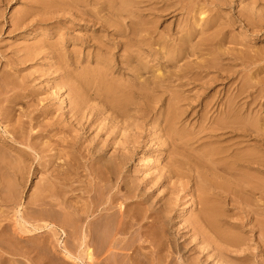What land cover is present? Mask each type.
Instances as JSON below:
<instances>
[{
  "label": "bare ground",
  "instance_id": "bare-ground-1",
  "mask_svg": "<svg viewBox=\"0 0 264 264\" xmlns=\"http://www.w3.org/2000/svg\"><path fill=\"white\" fill-rule=\"evenodd\" d=\"M246 1H28L36 25L53 27L70 14L101 35L83 39L86 49L97 50L83 62L78 54L84 47L81 40L80 51L38 40L13 50L10 57L0 52L10 68L0 72V125L12 143L27 145L44 158L48 169L44 183H38L25 204L24 216L16 221L20 231L0 224V264L7 261L3 254L26 258L30 264H258L256 254L250 256L252 239L247 233L264 234V46L258 47L264 37V0ZM224 11L229 13L223 16ZM27 15L19 13L12 25L29 26ZM170 18H175L177 29L165 38L157 27ZM236 25L247 31L234 33ZM41 55L55 60V73L62 72L49 86L67 93L56 117L51 105L38 110L41 104L38 100L34 105L31 95L23 102L26 110L16 109L40 78L22 73ZM167 55L173 59L166 61ZM185 56L202 59L193 57L178 67L179 57ZM157 64L169 70L155 75ZM73 65H83L82 77L70 74ZM48 70H41V76ZM113 73L121 78L111 77ZM59 78L60 84L55 82ZM166 96L167 106L155 119ZM38 111L50 119L36 122ZM196 118L194 131H189ZM150 122L156 133L147 136ZM96 123L104 139L99 133L92 136ZM51 130L69 136L55 140L51 133L46 135ZM8 138L0 135V192L5 191L0 199L14 198L18 204L34 159L26 158L20 147L9 151L13 146ZM149 143L160 146L159 156L165 151L170 162L164 160L163 167L158 164L143 179L138 167L131 170L128 165ZM151 160L142 155L140 163L149 166ZM78 161H84V174ZM82 177L85 200L82 193L76 196V189L75 194L64 189L72 180L82 182ZM189 190L195 209L177 212L181 194ZM35 233L42 240H33ZM22 237L38 243L37 248L24 245ZM70 240L73 250L66 245ZM58 254L67 260H59Z\"/></svg>",
  "mask_w": 264,
  "mask_h": 264
},
{
  "label": "rangeland",
  "instance_id": "rangeland-1",
  "mask_svg": "<svg viewBox=\"0 0 264 264\" xmlns=\"http://www.w3.org/2000/svg\"><path fill=\"white\" fill-rule=\"evenodd\" d=\"M24 1V2H23ZM29 0H5L4 2H0V13L2 14V15H0V40H1V43H0V52H3V53H5L6 51V55H8L7 57H10V54H11V56L13 55L12 53H13V50H21V49H23V48H26V47H28V46H30V45H34V43H36L38 40H40V41H42L43 43H47L48 42V40H51L53 43H55L56 45H57V49L58 48H61V47H63V49L64 50H68L69 52H71V51H75L76 49L78 50V51H80V40L81 41H83V39H84V41L85 40H87L88 39V37L89 36H95V35H101V34H99V32H97V33H92L93 31H96V29L95 28H91L90 27V25L88 24V25H86V24H84L83 22H78L77 20H75V17H72L70 14H67V16H65L64 18H62L61 17V19H60V22L59 23H55L54 25H53V27H51V26H47V25H45V24H43V25H36L37 24V22L36 21H33V20H35L36 19V16H34V11H29V2H28ZM249 0H247L246 2H248ZM26 11H28V12H26ZM227 12L229 13V11H224V12H222V15L223 16H225V15H227ZM19 13H28V15H27V17H29V18H27V25H29V26H26V25H24V26H22V28L21 29H19V28H17V27H14L13 25H12V22L14 21V19L16 18V17H18L19 16ZM225 14V15H224ZM2 16V17H1ZM32 17V18H31ZM35 18V19H34ZM28 19H31V21H33V22H29V20ZM38 19V18H37ZM173 19H175V18H170V19H168L166 22H162V23H160V24H158V27H157V31H158V33L161 35V36H165V38H167L169 35H171V36H169V37H173L174 36V34H175V32H176V26H175V24H174V21L175 20H173ZM170 20V21H169ZM54 22V21H53ZM52 22V23H53ZM35 26H34V25ZM175 26V27H174ZM164 27L165 28H167L168 29V32H167V29H165L164 30ZM242 26H240L239 27V25H236L235 26V30H234V33H236V34H238V33H245L246 31H247V29H244L243 27V29L241 28ZM171 28V29H170ZM17 29V30H16ZM173 30H175V31H173ZM164 31V32H163ZM240 31V32H239ZM168 33H170L169 35H168ZM103 35V34H102ZM105 35V34H104ZM168 35V36H167ZM245 35V34H244ZM246 35H248V37H250V33H246ZM84 41H83V44L82 45H84V47H83V49H82V52L81 53H78L79 54V56H82V59L80 60V62H83L84 60H86V59H88V54H89V52L90 51H92V55L91 56H93V53H97V50H89V49H86L85 48V44H84ZM262 45L264 46V37H262L259 41H258V47H262ZM139 46H141V45H139ZM228 46H230V48L232 47V45H227L226 47H228ZM55 48V49H56ZM82 48V47H81ZM153 48L154 49H157L158 48V46L157 45H154L153 46ZM2 49H4V50H2ZM91 56H89V59H91ZM170 57H173V56H170V55H167V56H165V60L166 61H170V59H173V58H170ZM196 59H194V58ZM212 57V56H211ZM210 56H209V59H211L212 61H214L213 60V58H211ZM1 58V63H0V70L2 69V70H6L7 69V71L10 69L9 67L7 68L6 67V63L7 62H9L8 60H7V58H3V57H0ZM180 59H178V63H179V65H178V63H177V65H178V67L180 66L181 67V65H182V62H183V64L184 63H186L185 61H187V62H189V61H191V59H192V61H197V62H200V60L202 59H198V56H192V57H187V56H185L184 58H182V57H179ZM189 58V59H188ZM147 60H151V58H148ZM37 61V62H36ZM35 62H33V64L32 63H30V65L28 64V69L25 71V72H23L22 74L23 75H31V74H35V76L36 77H40L42 80H40V78L37 80V82H33L34 83V85L32 84V86H31V90H33L34 92L32 93V92H30V93H28V96H25L24 95V97L25 98H21V100L19 99V104L16 106L17 108L16 109H18V108H21L20 109V111L22 112L23 110H26V106L25 105H23V102H24V104H26L27 102H28V100H30V98L31 97H33L35 100V103H34V101L32 102L34 105H37V103L38 104H41V105H38V110H43L46 106H48V105H51V108L54 110V111H56L54 114V116L56 117V116H58V114H60L58 111H57V109H58V107H59V105L61 104V99H65L66 98V95H67V93L65 92V89H63V90H57V89H55V88H50L51 87V84H52V82H53V78H57V77H60L61 75H62V72L61 71H59V72H56L55 73V69H54V64H55V60H52V59H50L49 57H43V55H41L37 60H36ZM39 61V62H38ZM162 62H163V60H162ZM180 62H181V64H180ZM3 63V64H2ZM155 64V63H154ZM212 64V63H211ZM209 65V66H212V65ZM34 65V66H33ZM84 65V64H83ZM83 65H79V69H77L76 67L77 66H75V65H73V66H71L69 69H68V71L70 72V74L73 76V77H82L83 76V73L85 72H83L82 71V67H83ZM153 65V64H152ZM4 66V67H3ZM31 66V67H30ZM154 66H156V67H154V68H156V69H154L155 71H154V74L156 75H161V74H164V73H166V71L167 70H169V69H164L163 67H161V65L160 64H157V65H154ZM91 67H94V65H92ZM177 67V66H176ZM5 68V69H4ZM47 68L49 69L48 70V73H47V75L46 76H41L42 75V71L41 70H43V69H46L47 70ZM171 69H173V71H176V70H178V68H170V70ZM242 68H238L237 70H241ZM2 70L0 71L1 73H2ZM166 70V71H165ZM36 71V72H35ZM37 71H39V72H37ZM52 71H53V73H52ZM93 71V70H92ZM165 71V72H164ZM246 72H248L249 73V70L248 69H246L245 70ZM27 72H28V74H27ZM31 72V73H30ZM213 72V69L211 70V73ZM12 73L13 74H15V76L17 75V73H14L13 71H12ZM30 73V74H29ZM21 74V75H22ZM50 74V75H49ZM113 75V76H112ZM111 75V77H115L116 79H119V78H121V75L120 74H118V73H116V74H112ZM203 75H204V73H203ZM20 79H21V77H20V75H17ZM50 76H52V78L50 77ZM34 77V76H33ZM43 77V78H42ZM147 77V76H146ZM46 80H49L48 81V83H47V81ZM41 81V83L39 84V82ZM56 83H58V84H60L61 82H62V80H61V78H59V79H57L56 81H55ZM1 83V82H0ZM36 83V84H35ZM44 83V84H43ZM95 83V82H94ZM107 83V82H106ZM238 83V82H237ZM38 85V86H37ZM40 85V86H39ZM175 85V84H174ZM37 86V87H36ZM43 86L45 87V88H43ZM50 86V87H49ZM173 86V85H172ZM43 89H45V90H43ZM28 90H22L21 92L23 93V94H25L26 92H27ZM197 91L198 90H196V91H194L192 94H195V93H197ZM37 92V93H36ZM52 93L53 94H55V95H52ZM57 93H59V97L61 96V95H63L62 96V98H58V96H56V94ZM39 97V98H37V96ZM211 94L213 95L214 93L213 92H211ZM210 94V95H211ZM29 95H31V97L29 96ZM33 95V96H32ZM36 97H35V96ZM9 96V95H8ZM27 97V98H26ZM168 96H166L165 98H166V100L162 103V104H160V105H162V107L160 108V110L158 111V114L156 115V117H155V119H157V118H159V116H160V114H161V111L163 112L164 111V109H165V107L167 106V103L168 102H166L167 100H169V97L167 98ZM22 99H23V101H22ZM28 99V100H27ZM60 99V100H59ZM39 100V102H37L36 103V101H38ZM50 100H52V102L50 101ZM21 101H22V104H20L21 103ZM41 102V103H40ZM30 103V102H29ZM91 104L92 105H96V102H95V100L93 101L92 100V102H91ZM21 105H23V106H21ZM101 105V104H100ZM66 106V104L64 105V107ZM24 108V109H23ZM67 110V109H66ZM65 110V111H66ZM17 111H19V109L17 110ZM39 112V111H38ZM37 112V113H38ZM17 113H19V112H17ZM111 113V111L109 110V112H108V114H110ZM41 115V113L39 112V120H36V122L37 121H45V119H46V122L48 121V118L50 119V116L48 117V118H45V116H40ZM214 116L215 117H218V114L217 113H215L214 114ZM90 118H92V117H90ZM42 119V120H41ZM195 120V121H194ZM192 122H190V125H189V131H194V127L196 126V124H197V118L196 119H194ZM151 122H153V121H151ZM151 122L149 123V125H148V129L150 130H147V133H146V135L148 136V135H150V132H151V134L153 135V133L155 132L156 133V129L155 130H153L152 131V129H151V127H152V124H151ZM35 123V122H34ZM97 126H98V124L96 123V125L95 126H92V131H91V133H92V136H94L95 134H100V139H104V132H101V131H99V129L97 128ZM98 129V131H97V129ZM94 130V131H93ZM37 131H38V129H36L35 128V134H37ZM53 132V130H51L50 132H48V134H46V135H48V136H50L51 135V137H54V139L56 140L57 138L59 139L60 137L61 138H63V137H68L69 136V134H57L58 132H57V130L54 132V133H52ZM94 132V133H93ZM136 133H142L141 131H135ZM51 133V134H50ZM138 133V134H139ZM34 134V135H35ZM50 134V135H49ZM128 134V133H127ZM0 135H2V136H6V137H9L8 138V142H9V144H11V146H13L12 147V149H10V148H8L9 149V151H12L14 148H18V147H20V149L22 150V151H24L25 152V154L24 155H26V158L27 157H29V158H33L34 159V163L30 166V172H31V175H29V177L30 178H28V180H27V183L26 184H23V188H21V189H19L20 190V193H21V196H19L18 195V197H19V201H20V203H18V204H15V202H12V200H15L14 198L13 199H10V198H8V201L5 199H0V210H1V214H0V224L1 225H6V224H8L9 226H7V227H10V225L12 226L13 225V227H11L12 229H14V230H17V231H20V226H18L17 225V220L18 219H20L22 216H24L23 214H22V211L25 209V204H27L29 201H30V197H31V195L32 194H34L35 193V191H36V189H37V187H38V183H39V185H41V184H43L44 182L42 181V180H44V177L45 176H47V168H44V163H43V161H44V158H41L40 157V155L39 154H37V153H35V152H33V151H31V150H29V149H27L26 148V146L27 145H23V144H21L22 146H19V144H16V143H12L10 140H11V138L10 137H12V136H9V135H7V134H5L4 133V127L2 126V125H0ZM57 135V136H56ZM63 135V136H62ZM73 135V134H72ZM88 135H91L90 133H88ZM87 135V136H88ZM145 135V132L142 134V137H144V136H146ZM128 136H129V134H128ZM70 138V137H69ZM146 138V137H145ZM144 138V139H145ZM57 139V140H58ZM46 140V139H45ZM44 140V141H45ZM0 141H2V139H0ZM25 141V140H24ZM140 141H142V139H140ZM151 147V148H150ZM159 148H161L160 146H158V145H156L155 143H152V145H150V143L148 144V148L146 149V151L145 150H141V151H139L138 150V153H137V155L133 158V160L130 162V164L128 165V168H130L131 170H134V169H136L137 167V169L138 170H140L141 171V173H138V175H140V176H142L141 178H143L144 179V176L146 175V174H150V173H152V172H150V171H153L154 172V168L155 167H157V165L158 164H162V167L165 165L164 164V160H165V162H170V160L169 159H167V158H165L166 156V153H165V151L163 152V154L161 155V156H159L160 154H161V152L160 151H158L159 150ZM161 150H162V148H161ZM145 151V152H144ZM110 153L112 152L111 150L109 151ZM29 153L32 155V157H30L29 156ZM165 153V154H164ZM141 154V155H140ZM142 155H145L146 157H148V158H152V160H151V164H149V166H148V164H146V163H148V162H143V163H140L141 161H140V159H141V157H142ZM140 158H139V157ZM137 157V158H136ZM158 158H160V162L159 161H157L158 160ZM163 160V161H162ZM148 161V160H147ZM81 162H84V161H78L77 163H79V165L77 164V166L79 167V172L81 173V170H82V173L84 174V172H83V166L84 165H82V167L80 166V163ZM154 162V163H153ZM153 163V164H152ZM81 164H83V163H81ZM167 164V163H166ZM145 165V166H144ZM154 165V166H153ZM36 168V169H35ZM152 168V169H151ZM45 169H47V170H45ZM136 169V170H137ZM42 171V172H41ZM145 171H146V173H145ZM49 172V171H48ZM143 172V173H142ZM42 175H44V176H42ZM43 177V178H42ZM10 179L8 178L7 179V181H9ZM81 180H83L82 182L79 180V181H76V179H75V181H70V183L69 184H67L66 186H64V189H67L68 187V189H67V194L69 193V191H72V190H74V189H76L77 190V192L74 190V191H72V193H74L75 194V192H76V196H78L79 194L78 193H82V190L84 191V187H85V185H86V183H85V179L82 177L81 178ZM5 181V182H4ZM184 181H186V180H184ZM5 183V185L7 186V183H6V179L5 180H2V183ZM84 182V183H83ZM9 183V182H8ZM12 184V183H11ZM4 185V184H3ZM4 185V186H5ZM83 185H84V187H83ZM8 186H10V184L8 185ZM37 186V187H36ZM72 186H74V187H72L73 189H71V187ZM63 187V186H62ZM77 187V188H76ZM4 189V188H3ZM23 190V191H22ZM80 190H81V192H80ZM160 190H161V188L158 190V192H157V195H159V193H161L160 192ZM162 191L163 192H165L164 191V189L162 188ZM3 193L5 192L4 190L2 191ZM2 192H0V193H2ZM3 193L1 194V195H3ZM190 194H191V191L189 190V191H186V192H183V194H181L182 195V200L183 201H181L180 202V204H179V207H182V208H177L178 209V211L177 212H186V209H189L190 211H192V210H194L195 209V206L193 205V203L190 201ZM81 195H83V197L85 196L83 193L81 194ZM81 195H80V198H81ZM5 196V194L3 195V197ZM21 197V198H20ZM79 197V196H78ZM82 197V199H86V197H84L83 198ZM5 198V197H4ZM185 199V200H184ZM1 200H2V202H3V200L5 201V203L3 202H1ZM7 201V202H6ZM9 201H11L12 202V204H11V202H9ZM17 201V200H16ZM186 201V202H185ZM26 202V203H25ZM121 202V201H120ZM185 203V205H182V204H184ZM187 204V205H186ZM7 205V206H6ZM20 205V206H19ZM11 206V207H10ZM186 206V207H185ZM20 207V208H19ZM193 207V208H192ZM18 208V209H17ZM183 208H186L185 210L183 209ZM192 209V210H191ZM17 210H18V212H20V213H17ZM25 211H26V209H25ZM3 213V214H2ZM23 213H25L24 211H23ZM16 215V216H15ZM241 218H242V216H240ZM249 219H251V216L249 217ZM242 220H247V219H244V218H242ZM14 221V222H13ZM243 222V221H242ZM246 222H248V221H246ZM4 223V224H3ZM6 223V224H5ZM11 223V224H10ZM16 223V224H15ZM11 228H9V229H11ZM250 228V227H249ZM14 230H12V231H14ZM69 231H72V230H70L69 229ZM264 233V232H263ZM248 234V236H251V239L252 240H250V242H248V244L250 245V247L251 248H253L252 250H251V252H250V256L253 258L254 256H253V254H256V257L254 258V260L255 261H257L258 262V264H264V234H262L260 231H256V233H252V232H248L247 233ZM33 235H34V233H33ZM35 235H38V236H36V238L35 239H33V240H38V241H40V239H41V235H39V234H36L35 233ZM260 236V238H259V236ZM25 236V238H29V237H27V235H24ZM258 237V238H257ZM262 237V238H261ZM24 237H22L21 238V240H22V243L25 245L26 243H29V245H31V243H33V245H35V247L34 248H37L36 247V244L38 245V243H34L35 241H31V243L30 242H28V240L27 239H23ZM69 238V237H68ZM259 239V240H258ZM263 239V240H262ZM42 240V239H41ZM27 241V242H26ZM62 241V240H61ZM37 242V241H36ZM53 242V241H52ZM68 243H69V241H68ZM71 243H72V245H73V247H76L75 245H74V242H72V240H70V244H66L67 246L68 245H70L69 247H67V248H71V250H73L72 249V247H71ZM53 244L54 243H52L51 244V250H52V248H53ZM26 246H28V244L26 245ZM32 247V246H31ZM51 250H50V252H51ZM75 250V249H74ZM53 251V250H52ZM258 254V255H257ZM6 256V257H5ZM60 256L61 255H59L58 254V257L60 258ZM8 257V258H7ZM58 257H56V258H58ZM63 257V256H62ZM61 257V258H62ZM3 258L5 259V260H7V261H5V262H7L6 264H30V261L29 260H27L26 258H23V257H14V255H7V254H3ZM36 259H37V257H35ZM59 259V260H64V261H66L67 259ZM1 259V258H0ZM15 260H16V263H15ZM58 260V259H57ZM10 261H12V262H10ZM14 261V262H13ZM68 261V263L69 264H74V262H72V261H69V260H67ZM5 262H4V264H5ZM70 262H72V263H70ZM48 264V263H47Z\"/></svg>",
  "mask_w": 264,
  "mask_h": 264
}]
</instances>
